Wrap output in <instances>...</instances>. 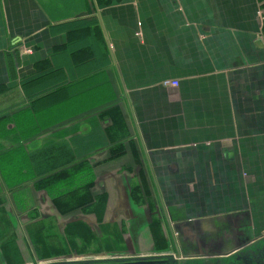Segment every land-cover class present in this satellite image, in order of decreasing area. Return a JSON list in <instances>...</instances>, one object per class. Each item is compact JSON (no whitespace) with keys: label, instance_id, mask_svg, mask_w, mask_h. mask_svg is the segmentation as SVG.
<instances>
[{"label":"crops","instance_id":"0c3cea01","mask_svg":"<svg viewBox=\"0 0 264 264\" xmlns=\"http://www.w3.org/2000/svg\"><path fill=\"white\" fill-rule=\"evenodd\" d=\"M260 10L264 0H0V264L175 243L204 264L264 238ZM93 18L103 44L87 26L58 27ZM87 35L98 60L81 73L72 42ZM50 60L55 73L38 76ZM55 146L59 166L91 167L84 210L60 214L37 186ZM26 237L45 250L21 247Z\"/></svg>","mask_w":264,"mask_h":264},{"label":"trees","instance_id":"16d2710c","mask_svg":"<svg viewBox=\"0 0 264 264\" xmlns=\"http://www.w3.org/2000/svg\"><path fill=\"white\" fill-rule=\"evenodd\" d=\"M96 20L97 19L95 18L86 19L84 21L76 20L73 22L58 25V27L63 26L65 30H68V29L87 26V29L89 28V33L96 35L97 38L99 37L101 40V44H103L101 39L102 36L100 33V26L99 23L96 22ZM263 29H264V22H263ZM89 38L90 35L89 36L87 35L79 42L76 41L72 42L74 44L71 51H74L73 52V54L75 55L74 58L76 57V61H78V68L81 69V73H83L86 70L88 71V69L92 67L91 64L96 63V61L98 60L97 53L99 49L97 43L95 42V40H93V42L90 43L88 40ZM85 54L88 56L87 59L89 60L81 62L83 61L82 55ZM99 65H101V63L96 66ZM56 70L57 69L53 67V62L50 60L48 66H43L40 69V72L38 73L40 75L38 76H50L51 74H54ZM35 78L38 77L35 76ZM89 80H92V78L87 77L83 80H80V82H77V84L76 83L74 84H76L75 85L76 87H81L83 85H86L87 84L86 82H88ZM61 150L63 151L64 149L57 148V146L46 150V156L49 159L48 160L49 162L47 164L48 172L46 176L43 175L42 178L38 179L37 186L38 188L41 187L47 190L58 212L60 214L65 215L77 209L84 210V208H88L92 204V201L88 199L85 200V198H88V192L90 187L94 183V177L92 175L91 167L87 162H80L74 164L71 163L70 165L67 164L66 167L64 165L59 166V164H56L57 162L54 157H56L57 152H59L60 154ZM65 150H68V148ZM33 155L35 159H37L42 154L40 151H36L35 153H33ZM115 155L116 154H112V157H114ZM2 221H3L2 223H7V221L4 220ZM4 229H9V226L7 228L5 227L2 228L1 226V230L3 231ZM71 230L72 228H67L65 230V236L66 235L68 236ZM55 236L57 237V235ZM67 240H69L67 237L66 238L64 237V239H62V235H61L59 240L61 242L60 247H67L68 245Z\"/></svg>","mask_w":264,"mask_h":264},{"label":"flooded vegetation","instance_id":"af4514ba","mask_svg":"<svg viewBox=\"0 0 264 264\" xmlns=\"http://www.w3.org/2000/svg\"><path fill=\"white\" fill-rule=\"evenodd\" d=\"M262 239H255L226 255L206 256L203 262L204 264H264V241ZM176 255L172 251L150 255L149 260L151 261L146 264H192L193 262L192 258ZM138 256L140 255H129L125 252L99 254L74 251L44 259L36 258L34 261L23 264H128L137 260Z\"/></svg>","mask_w":264,"mask_h":264},{"label":"rangeland","instance_id":"374dc122","mask_svg":"<svg viewBox=\"0 0 264 264\" xmlns=\"http://www.w3.org/2000/svg\"><path fill=\"white\" fill-rule=\"evenodd\" d=\"M52 229V231L54 232V233H56V232H59V228H54V225H51L50 226V230ZM47 230V229H46ZM27 238V237H26ZM28 240V241H27ZM29 240H30V238H27L26 239V242L24 243V244H20V246L22 247V246H27V248L30 250V252H32L33 254H36V253H38L39 251L40 252H43L44 250H45V248L44 247H42V246H38V247H36L35 245H33V244H30L29 243V245H28V243L27 242H29ZM58 241V240H57ZM60 242V241H59ZM56 244H57V242H55V243H53V247L54 248H57V246H56ZM60 244H61V242H60ZM61 249H63V248H61ZM73 250H75V249H73ZM67 251V250H66ZM72 251V250H71ZM79 252V251H78ZM82 253V252H81ZM88 253H91V252H88ZM44 254V253H43ZM64 254H66V253H64Z\"/></svg>","mask_w":264,"mask_h":264},{"label":"water","instance_id":"95a60500","mask_svg":"<svg viewBox=\"0 0 264 264\" xmlns=\"http://www.w3.org/2000/svg\"><path fill=\"white\" fill-rule=\"evenodd\" d=\"M175 248H176V256L180 257L181 256V250L180 247H178V244L175 243ZM172 250L169 251H165V252H171ZM173 252V251H172ZM164 253V252H162ZM150 255H140L137 258V260H135L134 262L128 263V264H146V263H150L151 260H149Z\"/></svg>","mask_w":264,"mask_h":264},{"label":"built area","instance_id":"2783aa9c","mask_svg":"<svg viewBox=\"0 0 264 264\" xmlns=\"http://www.w3.org/2000/svg\"><path fill=\"white\" fill-rule=\"evenodd\" d=\"M260 15H261V17H262V19H264L263 17H264V13H263V11L262 10H260ZM29 51H30V49H29ZM164 84L165 85H178V81L177 80H172V81H170V80H167V81H165L164 82Z\"/></svg>","mask_w":264,"mask_h":264}]
</instances>
